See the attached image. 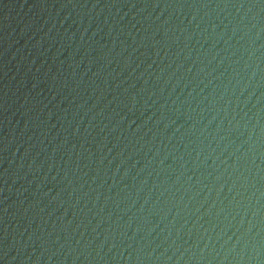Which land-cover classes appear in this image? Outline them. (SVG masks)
<instances>
[{
    "label": "water",
    "instance_id": "water-1",
    "mask_svg": "<svg viewBox=\"0 0 264 264\" xmlns=\"http://www.w3.org/2000/svg\"><path fill=\"white\" fill-rule=\"evenodd\" d=\"M0 264H264V0H0Z\"/></svg>",
    "mask_w": 264,
    "mask_h": 264
}]
</instances>
